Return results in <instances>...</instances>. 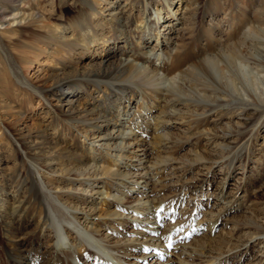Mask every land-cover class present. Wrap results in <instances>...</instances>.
Returning <instances> with one entry per match:
<instances>
[{
	"label": "rangeland",
	"instance_id": "obj_1",
	"mask_svg": "<svg viewBox=\"0 0 264 264\" xmlns=\"http://www.w3.org/2000/svg\"><path fill=\"white\" fill-rule=\"evenodd\" d=\"M73 1L36 2L41 19L48 9L52 18L16 32L15 46L0 26V264H21L22 256L8 258L17 246L50 262L47 201L60 218L76 209L74 224L106 247L129 238L133 245L118 248L132 264L144 252L133 243L141 227L125 217L150 187L148 198L168 213L169 248L161 261L148 254L152 264H264V0H119L118 9L115 0H89L84 17ZM121 10L127 43H116L113 59L128 56L135 68L146 62L143 45L176 35L163 20L181 16L180 37L150 56L162 78L122 72L49 91L55 76L99 65ZM131 163L140 173L128 181L119 172ZM20 200L24 211L10 216ZM179 235L191 257L166 246Z\"/></svg>",
	"mask_w": 264,
	"mask_h": 264
},
{
	"label": "bare ground",
	"instance_id": "obj_2",
	"mask_svg": "<svg viewBox=\"0 0 264 264\" xmlns=\"http://www.w3.org/2000/svg\"><path fill=\"white\" fill-rule=\"evenodd\" d=\"M2 1L0 0V26H3V24L6 23L4 28H6V31L9 34L8 42L11 43L12 46H15L17 44L16 43L17 42L16 32H20L23 29L27 31L29 28H31L34 25H37V26L39 25L40 27L47 26L49 24L48 20L51 19L53 15V9H48L46 19H41V17L37 14L38 7H36L38 5L36 4V2L39 3V0H2ZM75 3H76V6L78 7L77 9H79V11H81L82 13L81 17H84L86 15V11L84 9L85 8L90 9V1L89 0H74L73 4L75 5ZM109 3H112V1H110ZM118 6H120L119 0L113 1L111 7L113 9H118ZM170 11H172V9ZM121 12L122 10L119 11V14H117L116 20L113 23L112 29L110 30L111 32L106 38V41L109 42V46L106 49V51L108 52H106L104 58L101 59L99 65L95 67H90L87 73L81 72L80 74H78L79 76H75L77 75L76 73H70V72H67L64 75H61L60 77L55 76L54 81H53L54 83L48 88L49 91L54 90L56 88H60L63 85H67L68 86L67 88L70 89L79 80L85 81V78H89L92 81L97 78L98 79L99 78H110L114 76L113 75L114 73L121 74L122 72H126V73L131 72V73H135L139 75H145L148 79L149 78L150 79L151 78L153 79L162 78L161 74H159L160 68L154 66L155 63L150 60V56L153 50L155 49V47H156V50L161 51L163 48H167L170 44L176 42V41H173V38L177 40L180 37L181 29L176 27L178 25V21L176 22L175 20H179L181 16L180 17L175 16L174 20L170 18L163 20V22H165L166 24V27L164 28V30L166 31L168 28L169 29L171 28L173 30L172 33L176 35L172 36L171 37L172 39L170 41L168 40V37L166 36H164L163 40L159 41L158 37L156 36L157 43L154 45V47L152 46L150 47V45L148 44L143 45L144 48L147 47L146 50L142 52L144 54V57L146 58V62L141 64L139 67L135 68V66L130 63L131 61L128 58V56L123 59L122 58H119V59L116 58V60L113 59L117 54L116 48L118 47V45H116V43L123 41L124 43L123 48H124L125 43H127L125 31H126V28L128 27L129 19H128V16L124 17L122 14L120 15ZM150 22L154 24V20H151ZM113 33H116L118 35L116 41L113 40ZM165 34H168V30L165 32ZM36 35L40 37L42 36L41 33H38V32ZM44 36L47 38H50L52 37V34L48 33V34H45ZM56 49L53 52H55ZM179 53H180V49L177 46L172 56V60H170L168 64L163 61L162 67L164 68V66H167V65L172 66L173 63L178 58ZM129 56H133V55L130 54ZM193 66L195 69L196 66L195 65ZM118 67H121V69L119 70ZM182 73H183L182 70L179 71L180 75ZM74 77H77V78H74ZM78 77H80V79ZM64 94H66L65 91L63 92L61 96H64ZM65 100L67 101L66 98ZM124 101H127L128 103H130L131 99L130 97H125ZM65 104H68V103L66 102ZM102 111H105V109ZM102 111L99 112L100 116L103 117V121H106L107 119H106V116L104 115V112L103 114H101ZM137 127H138L137 129L140 128L139 125ZM131 132L132 131H130L129 133ZM103 137L110 138L111 135L110 133L106 132ZM138 145H141V144L139 143ZM141 150L144 151L143 154H145L146 149L142 148ZM131 168H134V170L132 171ZM136 170H137V165L135 163H131L129 165L124 164V170L120 171L119 174L122 176V178H125L126 180L130 181L132 176H134L136 173L138 174L140 173V171L136 172ZM144 176L145 177L150 176L151 180L152 179L154 180L153 176L151 175L149 171H146ZM132 179L135 185L138 184V181H136V179L134 178ZM144 180H145L144 182L147 183L146 179ZM155 182L156 180H154V183ZM154 183L152 181V184ZM151 193H152L151 187L147 190H143V189L139 190L138 194L147 197L144 205L139 207V210L136 209L134 214L130 215L129 217L128 216L125 217L127 218V220L129 219L130 222H132V227L134 225L139 224V226L141 227L139 229L141 230H136L134 231V233H137L138 236L140 235L144 237L143 239H141L138 236L134 238L133 243L140 244V245L138 244L139 247L135 249L140 248L144 252L140 256V258H137V261H132V264H140V263L152 264L151 261L149 260L150 258L148 259V256H147L148 254H151V256L153 255V257L156 258L154 259L155 262H157L158 260L161 261L165 258L164 257L165 252L169 250V248L162 250V246L165 242L163 237L164 235H166L164 234L165 232L163 231L166 227L164 226V222L168 218V213L164 211L165 213L161 214L159 205L152 198L151 199L148 198V196ZM137 200H139V198H137ZM21 203H22L21 200L18 201L17 208L11 211L10 216L15 215V213L17 214L19 211H22V212L24 211V209H20ZM54 207L55 206H53V208ZM62 207L64 208V206ZM53 208L51 204L47 201L45 204L44 212H45V216L47 217L46 224H47V230L49 232L47 236L51 237V242H52L51 252H50V255L52 256V258L50 262H47L43 258H37L35 256H31L32 255L31 252H28V251L21 252L19 250L20 249L19 246L16 247L17 253L10 252V255L8 257L9 259H10V256H14V255H17L18 257L22 256L21 264H37L39 262L41 264H126V261H124L122 256H126L128 254V251H126L128 249L123 248L122 250H120L118 248V246L122 242L120 239L111 241V242L109 240H105L106 241L105 243L108 242L107 243L108 246L106 247L101 243V241L104 240L102 237L100 236L96 237L95 234H91L87 232L83 227H79L74 224V219H73L74 217L72 216L74 215V213H76V209H73V210L70 209L69 212H71L73 215L71 214L70 216L69 214L70 217L67 219H64L62 217L60 218V216L57 217L52 211ZM171 213H174V210ZM12 223H13L12 221L9 222L10 225ZM161 226H164V227L162 228ZM70 231L74 233L75 235L74 237L70 235L71 233ZM108 234L110 233L108 232ZM121 234H124V233L115 231L114 236L116 238L118 235H121ZM9 235H13V234H9ZM69 235L71 237H68ZM69 238H72V239L77 238L80 242L83 243L84 245L83 250L82 251L80 250L81 251L80 253L78 254L75 253L72 247V242H70ZM181 238L182 237L179 235L176 237V239L173 242H169L170 238H168L169 240H167L166 246L167 247L170 246L172 247V249L178 250L179 253L177 254H180V255L183 254L186 257H191L194 254V252H190L188 249L185 250L186 244L183 243ZM74 241L76 240L74 239ZM122 243L123 245L132 244L129 238L125 239ZM149 248H152L154 251L156 250L158 251L153 254L151 251L148 250ZM120 252H122L123 255H118V253ZM176 256L178 258V255ZM36 258L37 260H35ZM140 259L141 261H139ZM171 262H175L176 264H189V263L184 262L183 260L181 261L180 258L179 260L168 258V262L166 264H172Z\"/></svg>",
	"mask_w": 264,
	"mask_h": 264
}]
</instances>
